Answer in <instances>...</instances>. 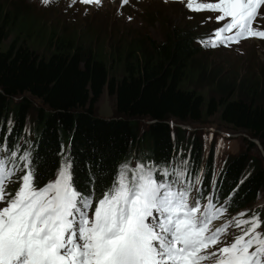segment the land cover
Instances as JSON below:
<instances>
[{
	"label": "trees",
	"instance_id": "1",
	"mask_svg": "<svg viewBox=\"0 0 264 264\" xmlns=\"http://www.w3.org/2000/svg\"><path fill=\"white\" fill-rule=\"evenodd\" d=\"M25 21L0 1V143L7 137L9 145L30 149L45 169L43 182L54 177L65 154L77 161L78 187L85 190L91 176L86 190L94 186L96 194L103 187L98 178L107 177L125 160L133 166L137 159L187 160L188 178L194 182L201 176V199L214 193L219 206L231 194L232 206L226 212L247 210L244 218L257 212L263 220V214L249 206L264 190V164L251 152L256 149L252 140L264 152V92L258 94L254 84L235 92L223 87L211 95L197 89V32L184 27L162 41L124 40L107 53L72 32L34 27L33 19L27 21L31 29L25 34L18 28ZM104 92L113 99L112 118L93 113ZM33 100L41 107L30 122ZM211 117L250 138L246 148L218 170L211 152L202 162L198 136L177 140L174 130L183 131L170 124L204 123ZM48 165L53 177L47 174Z\"/></svg>",
	"mask_w": 264,
	"mask_h": 264
},
{
	"label": "snow or ice",
	"instance_id": "2",
	"mask_svg": "<svg viewBox=\"0 0 264 264\" xmlns=\"http://www.w3.org/2000/svg\"><path fill=\"white\" fill-rule=\"evenodd\" d=\"M48 5L51 0H41ZM76 0H72V6ZM99 6L101 0H79ZM126 2V0H122ZM191 12H210L221 26L201 40L211 47L264 39L254 26L264 0H180ZM211 18V17H209ZM9 132L13 121H7ZM0 143V264H264V231L257 212L225 219L209 193L201 203V176L188 178V161L121 162L100 177L99 194L78 187L77 161L62 155L45 169L30 149ZM15 178V179H14ZM110 181V182H109ZM17 183L14 193L6 191ZM235 191V190H233ZM222 221V222H220ZM239 234L229 241L228 228Z\"/></svg>",
	"mask_w": 264,
	"mask_h": 264
},
{
	"label": "rangeland",
	"instance_id": "3",
	"mask_svg": "<svg viewBox=\"0 0 264 264\" xmlns=\"http://www.w3.org/2000/svg\"><path fill=\"white\" fill-rule=\"evenodd\" d=\"M0 1L6 4L7 9L17 10L18 17H25L27 21L33 19L36 22L34 27L42 24L45 30L72 32L86 40V45L99 47L107 53L117 42L135 41L144 37L155 42L162 41L173 31L188 27L191 32H197L199 37L196 44L200 47V55L194 58L200 68L199 77L194 84L197 89L211 95L218 94L223 87L235 92L238 89L243 91L247 85L254 84L258 94L264 92V39L247 38L238 44L229 43L227 46L217 47L202 44L201 40L210 36L214 28L221 25L215 21L214 14L207 11L191 12L180 0H101L99 6L84 5L79 0L72 6H69L72 0H51L48 5H44L41 0ZM260 11L261 18L255 21L254 26L264 30V9ZM27 21L18 24V28L23 29L25 34L31 29ZM38 107H41V104L33 100V107L28 115L30 122L36 118ZM93 113L101 118L113 117V99L107 92L94 104ZM170 124L183 131L177 134L174 130L173 136L177 140L191 134L198 136L203 152L202 162L205 161L207 153L211 152L215 170L224 167L228 158L244 150L246 139L250 140L245 133L220 124L216 117H211L204 123L174 121ZM252 141L256 149L251 152L262 159L264 164L261 146L256 140ZM16 187L17 183H9L6 191L14 193ZM249 208L263 214V223L264 190ZM233 216L230 212L224 213L225 219H231ZM260 230L264 231V224ZM227 231L229 235L226 239L229 241L239 234L235 225L230 226Z\"/></svg>",
	"mask_w": 264,
	"mask_h": 264
}]
</instances>
